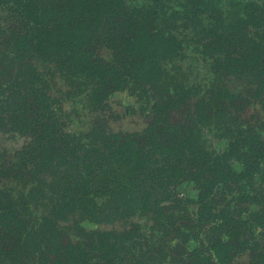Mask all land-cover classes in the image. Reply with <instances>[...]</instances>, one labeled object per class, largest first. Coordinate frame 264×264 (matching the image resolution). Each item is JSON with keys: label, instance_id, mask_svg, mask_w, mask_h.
Here are the masks:
<instances>
[{"label": "trees", "instance_id": "16d2710c", "mask_svg": "<svg viewBox=\"0 0 264 264\" xmlns=\"http://www.w3.org/2000/svg\"><path fill=\"white\" fill-rule=\"evenodd\" d=\"M1 135L0 264H264V0H0Z\"/></svg>", "mask_w": 264, "mask_h": 264}, {"label": "rangeland", "instance_id": "374dc122", "mask_svg": "<svg viewBox=\"0 0 264 264\" xmlns=\"http://www.w3.org/2000/svg\"><path fill=\"white\" fill-rule=\"evenodd\" d=\"M123 102H119L118 100H122ZM125 98L121 97L111 100V109L112 111L118 116L117 119H113L110 121L111 126L115 130H139V128L142 126L141 119L131 112H128L126 109V101H124ZM23 142V139L21 137L16 138H10V137H2L0 136V147L7 148V149H14L16 147H19ZM98 229H106V228H118L120 227V223H99L98 225H94Z\"/></svg>", "mask_w": 264, "mask_h": 264}, {"label": "flooded vegetation", "instance_id": "af4514ba", "mask_svg": "<svg viewBox=\"0 0 264 264\" xmlns=\"http://www.w3.org/2000/svg\"><path fill=\"white\" fill-rule=\"evenodd\" d=\"M121 97H123V98H125L124 99V101H126V103H125V105H126V109L128 110V112H131V113H133V114H136L140 119H141V122H142V126L139 128V130H134L135 132H140L141 131V128L143 127V117H141V116H139V114L138 113H134V112H132L130 109H129V105H130V103H131V99H129V98H126L125 96H117L116 98H120L121 99ZM116 98H114L115 100H116ZM119 102H123V99L122 100H118ZM111 112H112V116L108 119V122H109V125H110V127L113 129V127L111 126V124H110V121L111 120H113V119H117L118 118V116L112 111V109H111ZM113 130H115V129H113ZM122 130V129H121ZM116 131H118V130H116ZM122 131H129V130H122ZM134 131H130V132H134ZM2 137H6V136H3V135H1ZM133 137V139L136 141L135 142V145L138 147V148H140L142 145V143H140L141 141V138H140V135H138V134H136V135H134V136H132ZM23 143V142H22ZM22 145V144H21ZM20 145V146H21ZM19 146V147H20ZM19 147H16V148H19ZM1 148H3V147H1ZM15 149V148H14ZM8 150H13V149H8ZM181 194V193H180ZM132 220H134V221H140V222H142L143 221V219H140L139 217H137V216H135V217H133L132 218ZM114 222H118V223H120V227H118V228H116V227H114V228H112L113 230H120L121 228H122V226H123V224L120 222V221H113V222H106V221H101V222H97V223H95V224H93L92 225V228H94V229H97V230H101V231H103V230H112V229H110V228H106V229H98V228H96L94 225H98L99 223H107V224H111V223H114ZM65 224L66 225H70L71 223L70 222H65ZM70 231H71V228L69 227L68 228V232L70 233Z\"/></svg>", "mask_w": 264, "mask_h": 264}]
</instances>
